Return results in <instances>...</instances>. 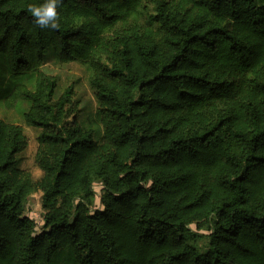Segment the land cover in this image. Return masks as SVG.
Returning <instances> with one entry per match:
<instances>
[{
	"label": "trees",
	"instance_id": "1",
	"mask_svg": "<svg viewBox=\"0 0 264 264\" xmlns=\"http://www.w3.org/2000/svg\"><path fill=\"white\" fill-rule=\"evenodd\" d=\"M34 2L0 0L17 79L1 102L29 104L42 174L16 167L27 136L0 119V264H60L59 249L76 264H264V0H61L55 29ZM49 49L89 69L101 142L74 84L55 96ZM192 226L209 231L204 253Z\"/></svg>",
	"mask_w": 264,
	"mask_h": 264
},
{
	"label": "rangeland",
	"instance_id": "2",
	"mask_svg": "<svg viewBox=\"0 0 264 264\" xmlns=\"http://www.w3.org/2000/svg\"><path fill=\"white\" fill-rule=\"evenodd\" d=\"M48 62L43 69L50 74H54L58 77V87L55 91V96H58L63 88L68 86L70 83L74 84L75 94L73 96V103L75 108H77L76 119L84 127H91L94 129V140L99 143L101 142L103 136L102 126L100 124L99 115L97 112V102L94 98L93 92L89 87L88 78L90 75L89 69L85 66L80 65L76 62H71L69 64H59L57 63L55 53L52 49H49L46 53ZM4 59V68L3 66ZM55 59V60H54ZM104 61V60H103ZM105 62V61H104ZM2 68V69H1ZM5 75V76H4ZM28 79H32V85L34 83V77L28 75ZM25 77L18 80L25 81L28 83V79ZM11 79V81H10ZM25 79V80H24ZM0 81L2 82L0 86V119L6 122L16 123L23 126L24 133L27 136V147L26 149L18 154L16 167L23 169L28 172L34 180H38L41 177V171L37 167L34 159V155L37 149L36 137L38 135V130L35 128L27 127L23 124L22 114L27 109V102H19L13 110H5L2 106V97L4 93L9 88V84H12L17 79L12 78L8 72L5 57L0 54ZM97 190V187L95 188ZM41 195L40 193H35L32 200L27 204L26 210L29 217L35 220L37 223H41L42 218V208L40 206ZM99 203L98 197L93 198V204L96 206ZM194 232L192 235L188 236V242L200 253H204L209 246V231L203 229L197 231L194 226L191 227ZM55 259L60 264H76L72 253L69 250L59 249L56 252Z\"/></svg>",
	"mask_w": 264,
	"mask_h": 264
},
{
	"label": "clouds",
	"instance_id": "3",
	"mask_svg": "<svg viewBox=\"0 0 264 264\" xmlns=\"http://www.w3.org/2000/svg\"><path fill=\"white\" fill-rule=\"evenodd\" d=\"M61 0H42L28 4V11L32 14L34 23L41 29H55L59 24L58 6Z\"/></svg>",
	"mask_w": 264,
	"mask_h": 264
},
{
	"label": "built area",
	"instance_id": "4",
	"mask_svg": "<svg viewBox=\"0 0 264 264\" xmlns=\"http://www.w3.org/2000/svg\"><path fill=\"white\" fill-rule=\"evenodd\" d=\"M95 197H98V194L97 193H95ZM95 208H100V204L98 203L96 206H94V209ZM29 216V215H28ZM39 224H41V223H39Z\"/></svg>",
	"mask_w": 264,
	"mask_h": 264
}]
</instances>
